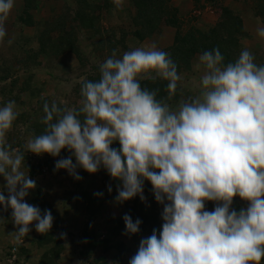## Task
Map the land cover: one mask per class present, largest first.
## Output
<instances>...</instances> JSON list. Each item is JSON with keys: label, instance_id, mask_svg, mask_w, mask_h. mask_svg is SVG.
I'll list each match as a JSON object with an SVG mask.
<instances>
[{"label": "clouds", "instance_id": "1", "mask_svg": "<svg viewBox=\"0 0 264 264\" xmlns=\"http://www.w3.org/2000/svg\"><path fill=\"white\" fill-rule=\"evenodd\" d=\"M113 2L119 7L124 0ZM14 4L0 0V42ZM256 34L264 38V26L258 25ZM196 67L203 68L199 94L172 107L157 99V90L141 86L150 76L166 81L168 93H175L181 76L167 52L155 44L120 57L114 50L99 64V79L82 82L78 107L43 105L44 131L30 137L23 151L7 142L19 114L16 102L0 104V208L11 210L15 241L23 242L30 226L47 234L53 222L49 210L42 214L25 202L36 188L25 155L57 158L67 150L71 155L56 159L54 170L80 180L77 169L95 174L102 168L118 182L116 203L136 197L145 202L147 181L163 206L159 235L154 229L142 238L128 264H261L264 64L247 48L225 63L213 48L198 56ZM234 197L247 207L233 208ZM206 202L215 205L212 211ZM123 222L127 235L139 232V219L125 214Z\"/></svg>", "mask_w": 264, "mask_h": 264}, {"label": "rangeland", "instance_id": "2", "mask_svg": "<svg viewBox=\"0 0 264 264\" xmlns=\"http://www.w3.org/2000/svg\"><path fill=\"white\" fill-rule=\"evenodd\" d=\"M100 1L104 2V0H91L92 10L95 11L94 15L97 16L98 21L92 30H84L70 20L75 11L76 0H40L37 10L33 11L36 25L29 28L18 24L17 17L22 10L23 0H15L5 25L7 35L4 41L0 42V104L14 100L19 113L7 133V142L11 148L24 150L26 141L32 137L33 123H36V120L40 121L38 110L40 101L48 104L55 101L62 107L76 106L80 94L79 85L87 75L95 73V70L99 69V64L111 56L114 50L117 57H120L124 52L137 47L155 44L158 49L167 52L172 46L176 29L164 24L141 42L134 38L133 32L136 28L131 19L132 0H124L119 7L114 4L112 8L97 10ZM168 2L171 10L173 12L174 9L176 10L174 13L180 21V33L191 29L205 33L215 25L220 15L214 5L199 6L192 0H168ZM217 3L228 7L242 19L246 36L239 39L238 55L242 49L247 48L253 53L257 64H264V38L256 34L257 26H264V22L254 16V4L251 1L245 3L243 0H217ZM171 10L170 13L174 14ZM55 16L66 19L63 27L76 38L80 57L74 54H64L57 58L53 55H42L36 58L38 65H31V69L26 70L30 59L25 52L29 48L34 50L38 48L37 35L45 29L47 23L53 21ZM52 34L55 37L59 31ZM198 56L197 54L193 57L188 69L182 70V67H185H181L178 73L181 80L175 91L178 100L175 104H170L172 107L199 94V78L203 68L196 67ZM6 73L9 77L3 81L1 78ZM149 78L150 76H146L144 79ZM25 83L28 85L27 90L22 89ZM63 152L62 150L57 158L47 154L25 155L27 169L37 164L42 167L41 171L39 168L36 170L33 177L29 176L36 182V188L29 192L25 202L39 207L41 211L45 208L51 212L53 222L48 234L53 236L55 243L50 242L44 247H39L37 239L41 234L35 231L34 226H30L24 241L17 243L10 235L16 231L11 222V210L0 208V264H40L43 253L54 245L58 247L57 251L61 249L54 264H101L103 262L101 258L106 263L128 264L129 259L136 253L140 240L150 235L142 232L132 237L123 236L121 233L114 235L112 227L115 222L112 219L117 218L122 211L117 208L114 199H106L98 216L90 222L86 234L88 238L92 236L93 242L107 240L105 245L107 250H104V245L90 248L87 243L89 240L87 241L83 235L86 220L80 209L82 200L76 199L74 195H78L83 190L94 195L106 193L105 196L108 197L106 191L110 179H106L102 174L84 177L83 169H77L80 180L73 179L64 170L49 171L45 163L53 161L55 164L56 159L65 158ZM73 163H75L74 158ZM3 184L4 181L0 178V187ZM148 186L152 187L145 181L144 189ZM143 194L145 202L141 203L155 213H162L163 206L156 203L152 191L151 194L144 192ZM5 196L7 198L6 192ZM214 206L212 202H206L205 209L212 211ZM232 207L238 211L247 207V202L234 197ZM18 247H22L25 252L21 253ZM261 264H264V260Z\"/></svg>", "mask_w": 264, "mask_h": 264}, {"label": "trees", "instance_id": "3", "mask_svg": "<svg viewBox=\"0 0 264 264\" xmlns=\"http://www.w3.org/2000/svg\"><path fill=\"white\" fill-rule=\"evenodd\" d=\"M40 0H23L22 10L17 17L18 24L23 27H34L36 22L34 20L33 11L37 10V5ZM199 6L204 4L214 5L220 13L218 19L216 20L215 25L209 29L207 32L203 33L195 29H191L185 33H180L179 25L180 21L176 14L171 10L168 5V0H132L133 14L131 16L132 23L136 30L133 32L134 38L138 41H143L144 39L153 35L155 30L161 25L164 24L169 27L176 29L172 46L168 49L167 53L170 55L171 59L177 65L178 73L182 70L189 68L191 60L195 55H200L203 51H210L213 48H218L221 54L224 57V62H232L238 57V42L239 39L246 36L243 30L242 19L241 17L230 10L226 6H221L217 3V0H192ZM252 2L254 4L253 11L254 16L258 18L261 22H264V0H243V2L248 3ZM114 6L113 0H104L100 1L97 5V10H103L112 8ZM91 0H76L75 11L73 17L70 18L73 23H75L79 28L84 30H92L95 23L98 21L97 16L94 15V10H92ZM170 10L174 13L171 14ZM66 19L62 16H55L53 21L45 25V29L40 32L37 37V46L36 50L29 48L25 53L29 56L30 63L27 64L26 70L31 69V65H38L36 58L38 56H49L53 55L55 58L63 56L64 54H74L76 57H80L81 53L79 48L76 46V38L70 31L65 30L64 22ZM59 34H52L53 32H58ZM53 35V36H51ZM96 72L90 75H87L84 80H98L99 79V69L95 70ZM9 76L7 73L1 78L3 81L6 80ZM83 80V81H84ZM82 81V82H83ZM28 82V81H26ZM82 84V83H81ZM81 84L78 89H81ZM167 82L159 78L156 79H142L141 86L146 87L149 90H157V99L163 100L170 104H175L178 100L177 93L169 94L166 88ZM23 90L28 89V85L25 83ZM79 93V90H78ZM77 103L75 107H78L81 96L78 95ZM45 101H40L38 110L40 112V121L36 120V123H33V132L32 136L39 135L44 131L45 125L42 123L44 116L43 105ZM40 122V123H39ZM112 147L119 149V144L114 143ZM64 157L67 158L71 154L67 150H63ZM49 171H53L54 163L53 161H47L45 163ZM39 168L41 171V166L38 164L35 167L28 168L29 176L33 177L36 174V170ZM102 174L106 179H110L109 186H111V193L107 192V196L94 195L91 193L84 192L81 190L78 195H74L76 199H81L80 209L84 213L85 227L83 228V235L88 241V246L94 248L95 246H103L104 250H107L105 247L107 240L93 242L92 236L86 234L87 228L92 220L98 216L102 204L106 199H114L117 195V184L118 182L113 180L102 168L95 174H88L83 172L82 176H95ZM152 187H147L144 189V193L151 194ZM112 194V195H111ZM115 201V199H114ZM117 208L121 209V213L117 218L112 219L115 223L112 227L114 235L123 234V236H133L127 235L125 233V225L123 222V216L125 214L129 215L133 221L139 219L141 221L139 232L152 234L155 229L157 234L161 230L162 219L161 213H155L149 208L145 207L139 197L133 198L124 203H116ZM45 210V208H44ZM42 213L44 211H41ZM55 243L54 238L50 234H41L37 239V245L39 247H44L48 243ZM58 248V247H57ZM54 245L51 249H48L43 253L40 264H54L55 260L60 254ZM21 253H24L25 250L22 247H18ZM25 255V254H24ZM26 258V256H24ZM103 261L101 264H111L106 263L103 258L100 259Z\"/></svg>", "mask_w": 264, "mask_h": 264}]
</instances>
